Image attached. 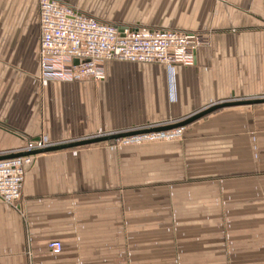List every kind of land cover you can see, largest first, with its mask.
<instances>
[{
  "label": "crops",
  "instance_id": "1",
  "mask_svg": "<svg viewBox=\"0 0 264 264\" xmlns=\"http://www.w3.org/2000/svg\"><path fill=\"white\" fill-rule=\"evenodd\" d=\"M60 1L118 25L199 31L210 43L191 67L109 60L101 82H42L40 0H0V152L264 97V0ZM188 129L212 169L207 160L189 169L181 144L168 189L117 141L38 154L21 202L0 198V264H264V105L225 107Z\"/></svg>",
  "mask_w": 264,
  "mask_h": 264
},
{
  "label": "built area",
  "instance_id": "2",
  "mask_svg": "<svg viewBox=\"0 0 264 264\" xmlns=\"http://www.w3.org/2000/svg\"><path fill=\"white\" fill-rule=\"evenodd\" d=\"M39 72L42 82L71 83L89 79H106L105 62L158 63L165 66L191 67L197 51L210 43L208 35L195 30L127 26L105 22L85 13L79 6L60 0H40ZM160 125L132 129L142 130L122 137L123 144L144 139H171L181 134L182 127L168 130H146ZM99 131L96 136L107 135ZM52 146L44 138H26L23 146L0 152L7 155L31 152ZM41 154V153H39ZM38 154L0 159V198L17 206L23 198L26 169ZM49 248L60 253V241Z\"/></svg>",
  "mask_w": 264,
  "mask_h": 264
},
{
  "label": "rangeland",
  "instance_id": "3",
  "mask_svg": "<svg viewBox=\"0 0 264 264\" xmlns=\"http://www.w3.org/2000/svg\"><path fill=\"white\" fill-rule=\"evenodd\" d=\"M124 1V0H122ZM142 3L145 1H149V0H141ZM153 1V0H151ZM157 1H161V0H157ZM161 3H163V0L161 1ZM238 99V98H237ZM232 100H236V99H232ZM222 102V101H221ZM218 103V102H216ZM264 104H252V105H240L238 107H242V108H246V107H252V108H257L259 106H262ZM210 115V114H209ZM208 116V115H207ZM205 117L201 118V119H205ZM240 119H238L239 121ZM180 120H174L170 123H174V122H178ZM216 124H218V122H215ZM240 123H243V120L240 121ZM149 126H154V124H150V125H141V126H135V127H130L127 128L125 130L122 131H118V132H124V131H131L132 129H138V128H143V127H149ZM112 133H117V132H110L108 134H112ZM195 134L192 132H189L188 129V125L184 126L181 130V134L175 138H171V139H144L142 141H139L137 143H132V144H126L128 146L133 147V151L135 152V157L139 156L140 157V164H141V169L142 172L147 173V170L149 169V167L153 168L156 175H157V187L159 189H168L169 187H171L172 185H175L172 182L166 181L168 178L169 174V169L172 171L174 170V172H176V166L177 164H179L180 160L184 161V154L186 157V160L189 162V166L188 168L191 169L193 172H195V168L198 167V165H201L204 163V160L207 159H211L210 157H207L203 160V156H206V151H202L200 149H194L191 148L194 144L196 143V138H195ZM255 135L253 136V142H254V146L253 148L256 149L255 146ZM110 141H117L119 143H123V140L120 139H114V140H110ZM181 144L184 145V154L181 157L182 153H183V149L181 147ZM189 147H188V145ZM240 145V144H239ZM256 152V150H254ZM245 150L242 149H238V154H240L243 158L244 154H245ZM210 154V153H209ZM208 154V156H209ZM257 152H256V156H257ZM188 158V159H187ZM177 161V162H176ZM211 163L210 160L206 161V164ZM193 164V167L191 166ZM205 166H210L209 169L211 171V165H205ZM222 167V166H221ZM207 170V169H206ZM207 173V172H206ZM178 187V186H177ZM163 189V190H164ZM175 189V187L173 188ZM223 201V200H222Z\"/></svg>",
  "mask_w": 264,
  "mask_h": 264
},
{
  "label": "water",
  "instance_id": "4",
  "mask_svg": "<svg viewBox=\"0 0 264 264\" xmlns=\"http://www.w3.org/2000/svg\"><path fill=\"white\" fill-rule=\"evenodd\" d=\"M252 104H264V97L262 98H251V99H236V100H228V101H222L218 103H214L212 105H209L208 107L199 110L190 116L174 123H168L164 125L157 126L152 129H146V130H168L176 127H182L189 125L219 109L225 108V107H232V106H240V105H252ZM142 130L138 131H124V132H117V133H112V134H107V135H102V136H95V137H90L86 139H79L76 141H69L65 143H60V144H55L52 146H49L44 149H39V150H34L31 152H19V153H12V154H7V155H0V159H5V158H11V157H17V156H23V155H28V154H39V153H44V152H51V151H57V150H62V149H68L72 147H78L82 145H87V144H92V143H98V142H103V141H110L114 139H120L125 136L132 135L136 132H141ZM40 137H35L33 139H39Z\"/></svg>",
  "mask_w": 264,
  "mask_h": 264
}]
</instances>
